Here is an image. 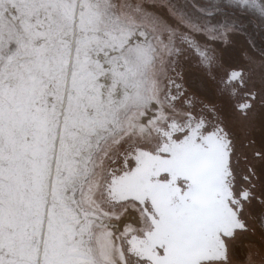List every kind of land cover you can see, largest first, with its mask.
I'll use <instances>...</instances> for the list:
<instances>
[{
  "label": "snow or ice",
  "instance_id": "snow-or-ice-1",
  "mask_svg": "<svg viewBox=\"0 0 264 264\" xmlns=\"http://www.w3.org/2000/svg\"><path fill=\"white\" fill-rule=\"evenodd\" d=\"M0 264H264V0H0Z\"/></svg>",
  "mask_w": 264,
  "mask_h": 264
}]
</instances>
